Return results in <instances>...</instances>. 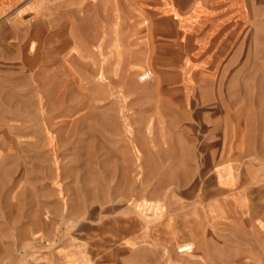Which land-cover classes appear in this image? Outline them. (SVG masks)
I'll use <instances>...</instances> for the list:
<instances>
[{"label": "rangeland", "instance_id": "obj_1", "mask_svg": "<svg viewBox=\"0 0 264 264\" xmlns=\"http://www.w3.org/2000/svg\"><path fill=\"white\" fill-rule=\"evenodd\" d=\"M263 142L264 0H0V264H196L207 147Z\"/></svg>", "mask_w": 264, "mask_h": 264}, {"label": "crops", "instance_id": "obj_2", "mask_svg": "<svg viewBox=\"0 0 264 264\" xmlns=\"http://www.w3.org/2000/svg\"><path fill=\"white\" fill-rule=\"evenodd\" d=\"M207 150L210 157L201 166L210 180L203 184L201 202L209 212L203 220L206 231L198 233L201 221L188 218L196 264H264V142L236 153L227 145Z\"/></svg>", "mask_w": 264, "mask_h": 264}, {"label": "built area", "instance_id": "obj_3", "mask_svg": "<svg viewBox=\"0 0 264 264\" xmlns=\"http://www.w3.org/2000/svg\"><path fill=\"white\" fill-rule=\"evenodd\" d=\"M150 77L149 74H145L142 76L143 80H146ZM194 246L190 243H185L182 244L179 248H178V252L181 254H185V253H192L194 251Z\"/></svg>", "mask_w": 264, "mask_h": 264}]
</instances>
